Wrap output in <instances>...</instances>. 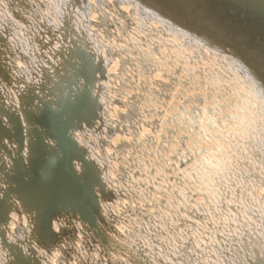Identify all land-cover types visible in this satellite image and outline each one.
I'll use <instances>...</instances> for the list:
<instances>
[{"label":"bare ground","instance_id":"1","mask_svg":"<svg viewBox=\"0 0 264 264\" xmlns=\"http://www.w3.org/2000/svg\"><path fill=\"white\" fill-rule=\"evenodd\" d=\"M141 1L0 0V68L11 77L8 85L0 79V94L35 159L12 167L0 149L11 166L0 192L3 180L14 189L0 231L38 264H264V91L237 59ZM75 42L90 61L75 67L77 79L91 74L95 102L86 92L70 101L60 94L67 69L42 111L30 114L31 97L15 89L37 85L40 68L52 71ZM22 114L67 155L44 148ZM79 114L91 126L72 137L95 168L73 162L80 176L72 177L64 163L76 152L59 137L68 120L60 116ZM25 142L22 135V157ZM96 174L108 197L94 187ZM92 187L101 240L56 209L66 201L91 213ZM11 260L0 242V264Z\"/></svg>","mask_w":264,"mask_h":264},{"label":"water","instance_id":"2","mask_svg":"<svg viewBox=\"0 0 264 264\" xmlns=\"http://www.w3.org/2000/svg\"><path fill=\"white\" fill-rule=\"evenodd\" d=\"M140 2V0H134ZM158 6L159 10L164 12L165 16H169L173 22L180 25L182 28L186 29L194 35L205 38L208 42L214 45L215 49L220 52L229 55L237 59L242 66L250 73L255 82L262 88L264 91V0H148ZM159 5L161 7H159ZM162 14V13H161ZM163 15V14H162ZM71 48L68 49L66 53H61L59 56L60 64L52 68V71L47 69H41V79L38 80L37 85H27L21 81L22 90L15 89L17 91L18 98L23 96L31 97L29 99L30 106L29 109L31 113L36 114V111H42L45 102L47 101V96L44 94H49L57 84H61L64 79L61 75L67 70H70V75L68 80L61 85L62 88L60 94L69 101L72 100V93H83L86 92L87 96L91 95V88L93 83L88 82L91 74L88 73L86 78H79V74L76 72V68L79 65L85 64L88 62V56L85 54V47L83 42L70 43ZM74 55V58H70ZM64 57L67 68L61 62V59ZM65 66V67H64ZM86 66H84L85 68ZM47 70V71H46ZM52 73L50 76L49 74ZM7 68H0V79L6 84H9L11 77ZM43 75H45L44 80ZM81 77V76H80ZM87 80V82H86ZM38 87V88H36ZM44 87V88H43ZM49 97V96H48ZM92 97L95 102L94 96ZM74 98V97H73ZM56 99L54 98L53 101ZM21 102V101H20ZM25 105V104H23ZM21 107L19 104L18 108ZM16 109L12 108L11 105L5 102L4 98L0 94V149L5 153V157L10 161L11 166L13 167L16 161H20L23 165V168L27 165L32 166L35 159H29V154L31 150V137L28 135V131L25 129L24 134H22V126H20V119L18 118ZM26 111V110H25ZM56 111V109H55ZM7 113V116H6ZM62 120H67V125H62L59 131V137L62 138L63 142H67L69 146L75 151L72 158L68 159V156L65 163V171L72 177L80 176V171L76 173L74 171L73 162H76L81 169L87 167L95 168L93 166V161L85 157L82 147L77 146L72 137V132L78 130L81 125L90 127L91 123L88 121L86 116L76 115L75 118H70V116H60ZM95 115H92V119H95ZM15 121V132L13 126L10 124L11 120ZM22 119L24 121L23 127H29L30 131L40 135V143L44 148H55L57 155L63 156L67 155L62 149V145L57 143V140L49 138L46 136L47 130L41 131L40 125H35L34 122L28 123L27 118L22 114ZM29 131V132H30ZM4 133V134H3ZM22 135H25V156L22 157L21 149L22 145ZM33 139V138H32ZM25 158V159H24ZM24 159V161H23ZM66 165L68 168L66 169ZM10 165H5V162L0 158V175L10 176L11 171ZM0 176V177H1ZM4 179V178H3ZM94 187L97 189L99 194H102L105 197H108V192L104 191L103 185L99 181L97 174L96 179H93ZM4 187L0 192V203L3 205V212L0 216V221H5V212L9 208L11 194L13 193V188L11 183L5 182L3 180ZM94 187L89 190V197L91 199V213L85 212L83 210H77L75 204L70 202L60 201L56 204V209L67 210L71 215L76 214L80 221H84L89 224L90 227L95 231L97 237L101 240L103 239L96 226L95 219H100L99 212L97 210V199L94 193ZM18 196H16L17 198ZM20 200V199H19ZM90 202V201H89ZM8 205V207H6ZM25 206V204L22 203ZM27 207V206H26ZM57 212V211H55ZM44 231L52 236L49 231L48 220L46 218L44 223ZM53 241V236L49 240ZM0 242L2 245H5L12 254V260L10 264H16L17 257H23L25 263L22 264H38L34 258L33 251L29 249L28 255L22 256L21 251L16 245L10 244L6 239L4 234L0 231ZM47 244L46 242H44ZM16 251V252H15ZM21 255H18V254ZM135 264H146L141 261H138Z\"/></svg>","mask_w":264,"mask_h":264},{"label":"rangeland","instance_id":"3","mask_svg":"<svg viewBox=\"0 0 264 264\" xmlns=\"http://www.w3.org/2000/svg\"><path fill=\"white\" fill-rule=\"evenodd\" d=\"M68 168V166L66 165V169Z\"/></svg>","mask_w":264,"mask_h":264}]
</instances>
